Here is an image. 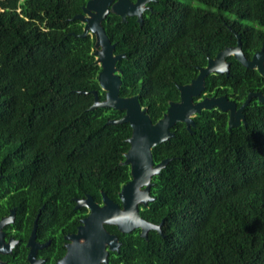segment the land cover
Listing matches in <instances>:
<instances>
[{
  "label": "trees",
  "instance_id": "1",
  "mask_svg": "<svg viewBox=\"0 0 264 264\" xmlns=\"http://www.w3.org/2000/svg\"><path fill=\"white\" fill-rule=\"evenodd\" d=\"M87 1L0 0V169L13 204L43 206L44 237L61 253L63 236L87 214L74 208L75 199L100 203L104 193L119 203L130 180L121 163L131 128L107 124L124 111L89 110L92 92L99 101L104 92L93 64L95 38L80 37L83 24L72 19ZM190 1L204 6L152 0L141 26L112 13L102 21L114 54H124L116 63L119 96H137L152 123L179 101L177 85L236 45L235 34L247 59L264 47V0ZM226 60L228 76H207L206 95H233L240 104L249 93H264L263 76ZM243 114L246 125L228 130L226 113L204 110L191 133L177 123L174 136L152 148L154 164L170 161L152 177L154 199L140 216L162 221L163 236L131 234L114 264H264V101L252 98Z\"/></svg>",
  "mask_w": 264,
  "mask_h": 264
},
{
  "label": "water",
  "instance_id": "2",
  "mask_svg": "<svg viewBox=\"0 0 264 264\" xmlns=\"http://www.w3.org/2000/svg\"><path fill=\"white\" fill-rule=\"evenodd\" d=\"M150 0H88L82 7V12L72 19L83 24L80 37L93 35L95 38L93 55L94 65L100 67L97 80L100 89L104 92V100L99 101L96 91H93V104L89 110L95 108H111L124 111L122 118L107 121V124L127 123L131 128V135L127 139L128 150L124 153L122 165L130 168V180L123 184L117 194L119 203L113 202L101 193V204L89 195L76 199V206L85 207L87 215L80 220L76 233L67 235L65 240L66 253L59 264H107L108 251L118 250L119 243L116 236L109 234L106 225L114 226L121 233L140 230V236L147 238L151 230L161 233L162 221L152 224L140 216L139 206H146L153 201L149 195L152 185L151 179L158 175L170 159H164L154 164L152 148L167 141L174 136L171 129L177 123H183L191 133L194 126L193 118L204 110H219L228 113L227 129L246 125L243 111L250 104L252 98L258 102L264 101V93H249L239 108L234 101L226 97L204 98L194 102L205 89V78L209 75L228 76L230 62L226 59L232 57L235 61L248 69L256 70L264 77V47L253 53L247 59L242 50L239 35L236 36V45L218 52L213 59H208L205 67H198V74L189 84L177 85L179 101L170 102L161 119L152 123L141 107L137 96L120 97L121 84L119 71L116 68L118 60L124 54H114L115 46L107 37L102 21L109 13L118 16L122 22L127 17H136L141 26L142 13L147 9ZM83 93V92H82ZM33 232L31 237L33 236Z\"/></svg>",
  "mask_w": 264,
  "mask_h": 264
},
{
  "label": "flooded vegetation",
  "instance_id": "3",
  "mask_svg": "<svg viewBox=\"0 0 264 264\" xmlns=\"http://www.w3.org/2000/svg\"><path fill=\"white\" fill-rule=\"evenodd\" d=\"M148 3L146 10L150 9ZM146 10H144V12ZM223 96L229 101H234L237 108L246 100L245 98L240 104H237V99L235 100L232 98L233 95ZM212 97L219 98L222 96H208L203 91L202 94L194 98L193 101L197 102L204 98ZM226 114L228 115V113ZM1 181L3 184H1ZM99 204H101V202ZM146 206L140 205L139 209ZM78 208L85 207L80 206ZM35 210L36 212L33 213ZM42 210L43 206L36 209L32 204L28 205L27 201L21 206L13 204L12 187L9 184L8 175L3 173V170L0 169V264H59V261L66 253L67 240H65V237L76 233V229L80 225V220L82 218L79 219V224L76 226L74 232L67 233L63 236L61 253V248L59 246L52 245L53 239L51 237H44V229L40 226V214ZM32 232L34 235L31 237ZM149 232L147 233L146 239L140 236L139 229L136 232L131 231L129 233H121L118 231L117 234L109 232V234L116 236L119 247L118 250L108 251L107 264H114L119 260L121 256V246L129 240L128 238L132 236L131 234L135 233V236L147 240ZM158 234L163 236L162 232Z\"/></svg>",
  "mask_w": 264,
  "mask_h": 264
},
{
  "label": "rangeland",
  "instance_id": "4",
  "mask_svg": "<svg viewBox=\"0 0 264 264\" xmlns=\"http://www.w3.org/2000/svg\"><path fill=\"white\" fill-rule=\"evenodd\" d=\"M180 3L183 4H190L192 7H203L204 5L197 2V1H190V0H178Z\"/></svg>",
  "mask_w": 264,
  "mask_h": 264
}]
</instances>
